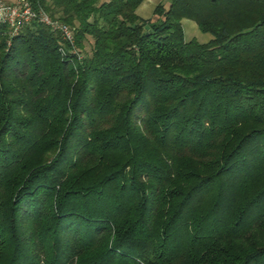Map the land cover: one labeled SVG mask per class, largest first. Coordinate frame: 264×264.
<instances>
[{
  "label": "trees",
  "instance_id": "16d2710c",
  "mask_svg": "<svg viewBox=\"0 0 264 264\" xmlns=\"http://www.w3.org/2000/svg\"><path fill=\"white\" fill-rule=\"evenodd\" d=\"M26 1L72 42L0 24V264H264V0Z\"/></svg>",
  "mask_w": 264,
  "mask_h": 264
},
{
  "label": "built area",
  "instance_id": "2783aa9c",
  "mask_svg": "<svg viewBox=\"0 0 264 264\" xmlns=\"http://www.w3.org/2000/svg\"><path fill=\"white\" fill-rule=\"evenodd\" d=\"M33 21L46 26L71 44V30L65 24L49 18L41 9H32L26 0H14L12 3L0 0V24L7 26L10 35L15 34L19 26Z\"/></svg>",
  "mask_w": 264,
  "mask_h": 264
},
{
  "label": "rangeland",
  "instance_id": "374dc122",
  "mask_svg": "<svg viewBox=\"0 0 264 264\" xmlns=\"http://www.w3.org/2000/svg\"><path fill=\"white\" fill-rule=\"evenodd\" d=\"M99 1H105V0H99ZM158 1L156 0L145 1L142 5L143 7L140 8V10L138 11V15L142 18L150 17L152 13V9L158 3ZM181 27L183 31V38L185 41L193 40L197 43H205L211 38L210 35L206 33H201L192 21L186 19L181 20ZM85 50H87V46H85Z\"/></svg>",
  "mask_w": 264,
  "mask_h": 264
},
{
  "label": "crops",
  "instance_id": "0c3cea01",
  "mask_svg": "<svg viewBox=\"0 0 264 264\" xmlns=\"http://www.w3.org/2000/svg\"><path fill=\"white\" fill-rule=\"evenodd\" d=\"M7 3H12V2H14L13 0H5ZM145 1H147V0H144L138 7H137V9L135 10V13H136V15L138 16V17H140L139 15H138V11L140 10V8H142L143 6V3L145 2ZM156 1H158V0H156ZM151 17V16H150ZM150 17H148V18H150ZM141 19H147V18H142V17H140Z\"/></svg>",
  "mask_w": 264,
  "mask_h": 264
},
{
  "label": "water",
  "instance_id": "95a60500",
  "mask_svg": "<svg viewBox=\"0 0 264 264\" xmlns=\"http://www.w3.org/2000/svg\"><path fill=\"white\" fill-rule=\"evenodd\" d=\"M146 29V28H145Z\"/></svg>",
  "mask_w": 264,
  "mask_h": 264
}]
</instances>
